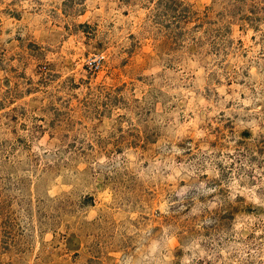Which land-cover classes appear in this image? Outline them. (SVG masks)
<instances>
[{"label": "rangeland", "instance_id": "1", "mask_svg": "<svg viewBox=\"0 0 264 264\" xmlns=\"http://www.w3.org/2000/svg\"><path fill=\"white\" fill-rule=\"evenodd\" d=\"M0 264H264V0H0Z\"/></svg>", "mask_w": 264, "mask_h": 264}]
</instances>
